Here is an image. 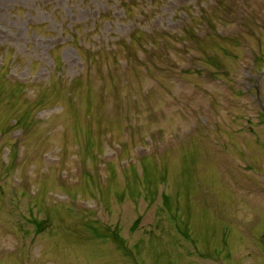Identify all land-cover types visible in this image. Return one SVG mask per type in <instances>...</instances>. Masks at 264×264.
<instances>
[{
  "label": "rangeland",
  "instance_id": "1",
  "mask_svg": "<svg viewBox=\"0 0 264 264\" xmlns=\"http://www.w3.org/2000/svg\"><path fill=\"white\" fill-rule=\"evenodd\" d=\"M0 264H264V0H0Z\"/></svg>",
  "mask_w": 264,
  "mask_h": 264
}]
</instances>
